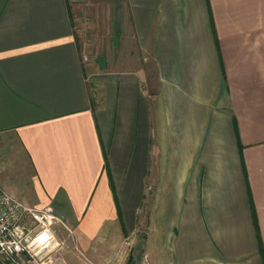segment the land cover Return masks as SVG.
<instances>
[{
    "label": "crops",
    "instance_id": "crops-1",
    "mask_svg": "<svg viewBox=\"0 0 264 264\" xmlns=\"http://www.w3.org/2000/svg\"><path fill=\"white\" fill-rule=\"evenodd\" d=\"M0 182L69 264H264V0H0Z\"/></svg>",
    "mask_w": 264,
    "mask_h": 264
},
{
    "label": "built area",
    "instance_id": "built-area-1",
    "mask_svg": "<svg viewBox=\"0 0 264 264\" xmlns=\"http://www.w3.org/2000/svg\"><path fill=\"white\" fill-rule=\"evenodd\" d=\"M55 210L24 202L0 182V264H69L59 231L73 236L74 230ZM74 250L80 255L76 244Z\"/></svg>",
    "mask_w": 264,
    "mask_h": 264
},
{
    "label": "rangeland",
    "instance_id": "rangeland-1",
    "mask_svg": "<svg viewBox=\"0 0 264 264\" xmlns=\"http://www.w3.org/2000/svg\"><path fill=\"white\" fill-rule=\"evenodd\" d=\"M78 23H79V28H82V27H85L86 29H87V31H78V32H82V33H80L81 34V36H79V37H81L82 38V43L84 42H86V44H84L83 43V47H82V49H81V51H82V54H83V57L86 59L85 60V62L86 63H89V64H93V63H95V64H97V59L98 58H101V57H98V56H100L101 54H102V52H100L99 53V51L97 50V45H95V42L97 41V40H99L97 37H94L93 39V44L94 45H92V40H91V38H90V36H91V29L90 28H88V27H91L90 25L88 26L87 25V21H78ZM89 34H88V33ZM88 36H87V35ZM83 35V36H82ZM105 35V37H106V33L104 34ZM100 38V37H99ZM80 39V38H79ZM105 56H106V54H105ZM103 63V62H102ZM103 65V67H108L107 65H104V64H102ZM102 65H101V67H98L99 66V63L97 64V70H98V68H99V70L100 69H103V67H102ZM90 70H92L93 71V69L91 68ZM60 232V236H62V238H66V240H67V243H68V246H67V251H66V253L65 254H68L69 252H71V254L73 255V254H75V251H74V244L72 243V238H75V236L73 235V236H71V235H68L67 234V231H65V230H60L59 231ZM131 246V245H130ZM131 247H133V249H135V246L134 245H132ZM68 252V253H67ZM143 253V252H142ZM127 255H126V258H124V263L123 264H130V261L128 260L129 259V257H130V254H131V252H127L126 253ZM138 255V254H137ZM140 255V254H139ZM67 256V255H66ZM73 256H75V255H73ZM138 257V256H137ZM136 257V258H137ZM140 257V256H139ZM109 258H112L113 259V261H114V259L116 258L115 256H113V254H107V255H105V256H101L99 259H97L96 261V264H111V262L110 263H106L107 262V260H110ZM117 263H120L119 261H117L115 264H117ZM72 264V263H71ZM121 264V263H120ZM134 264V263H133Z\"/></svg>",
    "mask_w": 264,
    "mask_h": 264
}]
</instances>
